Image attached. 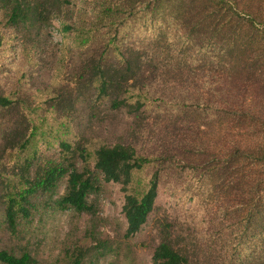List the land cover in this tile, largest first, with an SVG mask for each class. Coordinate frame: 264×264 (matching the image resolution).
<instances>
[{"label":"trees","instance_id":"16d2710c","mask_svg":"<svg viewBox=\"0 0 264 264\" xmlns=\"http://www.w3.org/2000/svg\"><path fill=\"white\" fill-rule=\"evenodd\" d=\"M138 2L155 10H173L170 17L187 35L191 49L205 52L203 61L199 66L151 71L153 66L159 68L160 62L148 59L143 51L130 48L114 60H108L105 51L99 58L91 55L83 59L80 80L85 81L88 93L95 87L112 111H125L141 121L149 111L147 101L140 99L145 95L135 96L131 102L124 93L129 94L132 88L143 91L149 72L165 76L163 80H171L174 86L183 85L186 97L182 104L187 107L183 111L190 118L182 128V143L178 139L174 144L181 133L178 123L172 125L170 145L159 147L161 151L152 156L140 155L131 143L104 145L93 151L82 141L64 139L59 161L34 165L42 139V118L23 101L0 93V118L7 119L0 126V157L9 153V165H0L1 172L7 174L0 182V218L6 229L17 235L33 216L42 195L50 197L58 210L94 214L90 198L100 190L102 180L122 184L127 191L135 172L154 164L156 171L148 190L125 196V237H133L143 230L155 209L168 162L183 156L193 169L202 172L219 208L224 209L220 231L230 230L235 238L221 250L197 246L170 223L162 231L153 263L264 264V0H114L105 2L101 18L115 17L124 10L122 6L132 9ZM70 4V0H0V9L12 27H29L62 15ZM71 29L65 25L66 32ZM181 120L178 117V122ZM149 126H140L137 134L151 130ZM81 159L82 167L78 165ZM65 178L64 194L54 199ZM175 236L181 238L177 243ZM99 241L93 251L77 246L66 264H91L116 252L110 240ZM0 264H36V259L26 250L0 249Z\"/></svg>","mask_w":264,"mask_h":264},{"label":"rangeland","instance_id":"374dc122","mask_svg":"<svg viewBox=\"0 0 264 264\" xmlns=\"http://www.w3.org/2000/svg\"><path fill=\"white\" fill-rule=\"evenodd\" d=\"M106 1L114 0H70L62 15L29 27H12L0 9V93L23 101L42 118V139L34 165L59 161L64 139L82 141L93 151L104 145L131 143L140 155L152 156L151 153L161 151L159 147L170 145L174 123H178L176 128L181 132L174 144L178 139L181 144L185 137L182 128L190 117L183 111L187 108L182 104L186 97L183 85L174 86L171 80H163L165 76L155 77L149 72L143 91L132 88L129 94L124 93L131 102L135 96L139 99L145 95L140 99L147 101L149 111L141 121L125 111H112L95 87L88 93L85 81L80 80L85 69L83 59L91 55L99 58L105 51L108 60L120 57L130 48L143 51L148 59L160 62L159 68L153 66L151 71H166L178 65L199 66L203 61L205 52L191 49L187 35L170 17L173 10H155L138 2L132 9L122 6L124 10L115 17L101 18ZM65 25L72 26L70 32H66ZM5 121L0 118V126ZM144 124L151 125V130L138 135ZM7 156L9 153L0 157V165H9ZM183 159L179 156L175 162H168L155 209L143 230L133 237H125V196L142 195L148 190L156 171L154 164L136 171L127 191L122 184L102 180L100 190L90 198L94 214L58 210L50 197L42 195L33 216L17 235L11 234L0 218V249L29 251L36 264H66L77 246L93 251L99 240H110L116 252L91 264H154V250L164 227L171 223L177 233L190 236L195 245L221 250L235 235H230V230L222 234L224 209L219 208L202 172ZM81 163L82 159L78 165ZM6 175L0 168V182ZM65 189L66 178L54 199L63 195ZM180 239L175 236V243Z\"/></svg>","mask_w":264,"mask_h":264}]
</instances>
